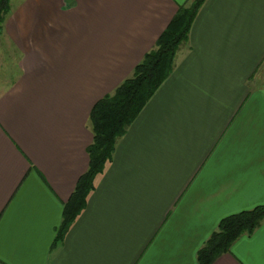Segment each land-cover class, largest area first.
Wrapping results in <instances>:
<instances>
[{
  "label": "crops",
  "instance_id": "1",
  "mask_svg": "<svg viewBox=\"0 0 264 264\" xmlns=\"http://www.w3.org/2000/svg\"><path fill=\"white\" fill-rule=\"evenodd\" d=\"M190 2L11 0L0 264H198L223 217L264 203V0H204L174 69L57 239L89 166L93 105ZM211 264H264V219Z\"/></svg>",
  "mask_w": 264,
  "mask_h": 264
},
{
  "label": "trees",
  "instance_id": "2",
  "mask_svg": "<svg viewBox=\"0 0 264 264\" xmlns=\"http://www.w3.org/2000/svg\"><path fill=\"white\" fill-rule=\"evenodd\" d=\"M204 0H191L180 6L167 27L136 64L130 75L92 107L90 119L93 140L88 145L89 166L83 172L65 204L63 221L57 239H61L81 210L86 206L96 175L112 158L118 138L123 135L148 100L174 69L178 52L189 39V32ZM11 0H0V32ZM264 219V203L223 217L198 251V264H211L221 253L230 250L235 239L251 233Z\"/></svg>",
  "mask_w": 264,
  "mask_h": 264
},
{
  "label": "rangeland",
  "instance_id": "3",
  "mask_svg": "<svg viewBox=\"0 0 264 264\" xmlns=\"http://www.w3.org/2000/svg\"><path fill=\"white\" fill-rule=\"evenodd\" d=\"M12 1H15V0H12ZM3 30H4V27H2V30L0 33H2ZM11 48H12V45L8 44V42L6 41L4 36L0 35V61L1 62H2V60L9 59L8 52ZM16 54H17V56L19 55L18 53H16ZM1 62H0V80L4 77V75H6L5 76V78H6L8 76L7 74L12 71V70H10L11 67H8L5 63L1 64ZM4 83L5 82H0V86L3 85Z\"/></svg>",
  "mask_w": 264,
  "mask_h": 264
}]
</instances>
